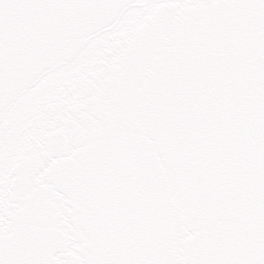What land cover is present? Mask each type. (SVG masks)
<instances>
[{
  "label": "snow or ice",
  "instance_id": "snow-or-ice-1",
  "mask_svg": "<svg viewBox=\"0 0 264 264\" xmlns=\"http://www.w3.org/2000/svg\"><path fill=\"white\" fill-rule=\"evenodd\" d=\"M0 264H264V0H0Z\"/></svg>",
  "mask_w": 264,
  "mask_h": 264
}]
</instances>
